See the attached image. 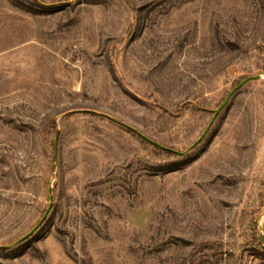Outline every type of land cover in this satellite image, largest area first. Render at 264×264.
Masks as SVG:
<instances>
[{"label": "rangeland", "instance_id": "obj_1", "mask_svg": "<svg viewBox=\"0 0 264 264\" xmlns=\"http://www.w3.org/2000/svg\"><path fill=\"white\" fill-rule=\"evenodd\" d=\"M38 1L0 0V264H264V0Z\"/></svg>", "mask_w": 264, "mask_h": 264}, {"label": "water", "instance_id": "obj_2", "mask_svg": "<svg viewBox=\"0 0 264 264\" xmlns=\"http://www.w3.org/2000/svg\"><path fill=\"white\" fill-rule=\"evenodd\" d=\"M259 78H260V76H254V77L247 78L246 80H244L239 86H237V87H236V88H235V89L229 94V96L227 97L226 101L222 104V106H221L218 110L215 111L214 119L212 120V122L210 123L209 127L207 128L205 134H204V135L198 140L197 143H199V142L203 139V137L206 135V133H207L208 130L210 129V127H211L213 121L215 120L216 116H217L218 113H219V112H220V111L226 106V104H227L228 101L230 100L231 96H232V95H233V94H234L239 88H241V87L244 86L246 83H248L250 80H253V79H259ZM154 143H155V142H154ZM155 145H157V146L160 147V148H163L161 145H159V144H157V143H155ZM45 217H46V216H45ZM45 217H44L43 220L40 222V224L35 228V230H37V229L39 228V226L41 225V223L44 221ZM35 230L32 231L30 234H28L26 237H24L22 240H20L17 244L23 242V241L26 240L28 237H30V236L35 232ZM263 241H264V238H263Z\"/></svg>", "mask_w": 264, "mask_h": 264}, {"label": "trees", "instance_id": "obj_3", "mask_svg": "<svg viewBox=\"0 0 264 264\" xmlns=\"http://www.w3.org/2000/svg\"><path fill=\"white\" fill-rule=\"evenodd\" d=\"M17 3H18V1H16V2L14 1L12 3V5H14L17 8H21L23 10L26 9L30 13H33V11L35 9L33 6H29L28 4H24V3L17 4ZM34 4L37 5L38 7L45 8V9H49V7H44L43 5H41L38 0H34Z\"/></svg>", "mask_w": 264, "mask_h": 264}]
</instances>
